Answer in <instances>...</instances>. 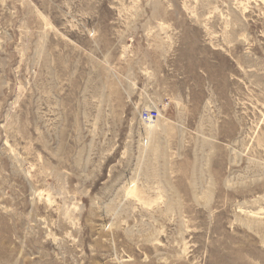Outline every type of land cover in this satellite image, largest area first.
<instances>
[{"label":"rangeland","instance_id":"obj_1","mask_svg":"<svg viewBox=\"0 0 264 264\" xmlns=\"http://www.w3.org/2000/svg\"><path fill=\"white\" fill-rule=\"evenodd\" d=\"M0 264H264V0H0Z\"/></svg>","mask_w":264,"mask_h":264},{"label":"built area","instance_id":"obj_2","mask_svg":"<svg viewBox=\"0 0 264 264\" xmlns=\"http://www.w3.org/2000/svg\"><path fill=\"white\" fill-rule=\"evenodd\" d=\"M158 118L157 110H150L143 112L141 120L146 125H151Z\"/></svg>","mask_w":264,"mask_h":264},{"label":"bare ground","instance_id":"obj_3","mask_svg":"<svg viewBox=\"0 0 264 264\" xmlns=\"http://www.w3.org/2000/svg\"><path fill=\"white\" fill-rule=\"evenodd\" d=\"M154 123H155V122H154ZM152 128H153V127H152ZM153 129H154V128H153ZM146 133H147V132H146ZM152 136H153V135H152ZM147 137H148V136H147ZM145 146H146V145H145ZM146 147H147V149L150 148V151H152V149H151L152 147H150L149 145H147ZM154 152H155V151H154ZM156 155H157V154H156ZM153 161H154V160H153ZM157 163H158V162H157ZM157 169H158V168H157ZM159 171H160V170H159ZM170 197H171V196H170ZM173 202H174V201H173ZM167 206H168V209L171 210V209H173L174 204H173V203H169ZM166 211H167V210H166ZM168 211H169V210H168ZM171 212H172V211H171Z\"/></svg>","mask_w":264,"mask_h":264}]
</instances>
